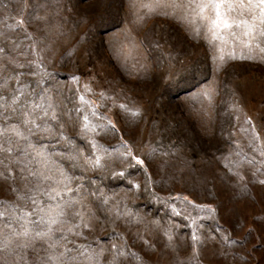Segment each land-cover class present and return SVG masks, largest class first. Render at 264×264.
<instances>
[{
  "label": "rangeland",
  "instance_id": "rangeland-1",
  "mask_svg": "<svg viewBox=\"0 0 264 264\" xmlns=\"http://www.w3.org/2000/svg\"><path fill=\"white\" fill-rule=\"evenodd\" d=\"M194 10L0 0V264H264V37Z\"/></svg>",
  "mask_w": 264,
  "mask_h": 264
},
{
  "label": "snow or ice",
  "instance_id": "snow-or-ice-1",
  "mask_svg": "<svg viewBox=\"0 0 264 264\" xmlns=\"http://www.w3.org/2000/svg\"><path fill=\"white\" fill-rule=\"evenodd\" d=\"M188 4H195V8L199 9V12H195V15H200L203 17V14L206 10H211V17H208L210 23L214 27H223L226 29H231L234 25L236 27H243L242 35L248 38V41L254 40L259 37H264V0H188ZM177 7H184L183 4L175 5ZM259 22L258 24L256 22ZM14 135L21 137L22 133L18 129H11ZM26 140L27 137H24ZM29 148H32L36 152L37 156L44 157V150H36L35 146L29 144ZM10 150V149H9ZM24 155H27L25 152ZM32 175H36L32 173ZM58 194V193H57ZM35 204V200H33ZM51 212V209H48ZM45 212L44 208L39 209V213ZM37 214L38 213H33ZM28 214H24V223L20 226L21 231L15 232L12 231L11 235L13 236H28L30 228L28 225H33V228L36 226V222L27 219ZM39 221H43L44 217L39 215ZM51 223H56L55 220H52ZM5 228H12L11 223H4ZM51 232L49 227L46 231L40 230L35 233L36 238H43ZM7 239V237H6ZM25 247L29 246L28 244L24 245ZM53 257H49V260H52Z\"/></svg>",
  "mask_w": 264,
  "mask_h": 264
}]
</instances>
